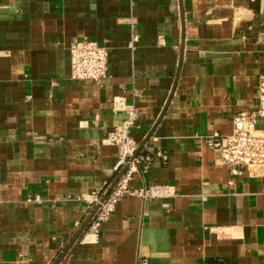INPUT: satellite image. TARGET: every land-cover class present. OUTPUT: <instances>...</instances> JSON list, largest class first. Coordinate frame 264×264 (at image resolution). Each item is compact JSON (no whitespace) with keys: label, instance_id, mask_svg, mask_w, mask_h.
<instances>
[{"label":"crops","instance_id":"0c3cea01","mask_svg":"<svg viewBox=\"0 0 264 264\" xmlns=\"http://www.w3.org/2000/svg\"><path fill=\"white\" fill-rule=\"evenodd\" d=\"M84 38L107 47L99 81L70 78ZM261 75L264 0H0V264H264V177L203 141L255 108ZM129 106L149 157L130 187L172 193L120 199L92 237Z\"/></svg>","mask_w":264,"mask_h":264},{"label":"built area","instance_id":"2783aa9c","mask_svg":"<svg viewBox=\"0 0 264 264\" xmlns=\"http://www.w3.org/2000/svg\"><path fill=\"white\" fill-rule=\"evenodd\" d=\"M133 41L129 42L132 46ZM69 68L70 78L73 80L99 81L107 76L108 50L95 41L84 38L70 42ZM126 117L110 131L104 143L116 147V162L113 168L120 176L114 186L107 192L101 188L91 196L89 203L95 206L87 232L95 237L102 223L106 222L114 210L115 204L124 197H140L151 199L170 195L172 189L168 186H151L149 188H132L130 181L139 165L149 157L142 158L136 155L138 143L131 136V129L137 118L136 110L129 106L125 109ZM264 118V75L259 76L257 82V101L252 111L237 113L232 119V131L227 135L213 133L203 138L207 147L217 153V163L229 168L232 173L244 169L253 177H264V132L256 127V120ZM162 162L167 156L157 152ZM122 171V172H121ZM102 194H105L102 197ZM40 198L29 197L26 202H38Z\"/></svg>","mask_w":264,"mask_h":264},{"label":"water","instance_id":"95a60500","mask_svg":"<svg viewBox=\"0 0 264 264\" xmlns=\"http://www.w3.org/2000/svg\"><path fill=\"white\" fill-rule=\"evenodd\" d=\"M121 172H122V171H121ZM120 174H121V173H120ZM119 176H120V175H118V176L116 177L115 182L117 181V179L119 178Z\"/></svg>","mask_w":264,"mask_h":264}]
</instances>
